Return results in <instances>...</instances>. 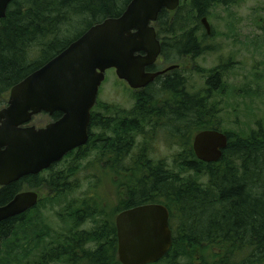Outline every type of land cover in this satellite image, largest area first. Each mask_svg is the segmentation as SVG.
Listing matches in <instances>:
<instances>
[{
	"label": "trees",
	"instance_id": "16d2710c",
	"mask_svg": "<svg viewBox=\"0 0 264 264\" xmlns=\"http://www.w3.org/2000/svg\"><path fill=\"white\" fill-rule=\"evenodd\" d=\"M131 1L14 0L6 18L0 20V106L7 104L6 97L15 85L94 25L120 17ZM229 1L224 3L229 5ZM215 2L181 0L176 11L160 13L154 24L158 38L175 37L174 41H161L165 63L203 53L206 48L199 42L197 30L202 24L201 18ZM188 5L190 13L185 16ZM157 70L156 66L148 69ZM218 79V72L214 70L205 94L193 95L186 90L185 79L177 71L172 72L138 91L134 109L125 112L124 118L119 113L103 116L92 112L88 144L64 159L73 157L76 166H70L66 172L51 173L47 178H41L43 173L27 180L23 178L3 188L0 206L11 202L25 181L32 190L44 187L51 194L55 193L52 200L70 195L79 187L71 184V173L79 171V162L96 150L101 167L106 156L112 155L116 160L114 165L107 163L102 167V174H112L118 213L155 203L169 209L173 245L157 264H177L180 260L195 264L197 259L201 264H264V131L226 133L228 147L215 163L199 160L193 149L195 134L219 130L214 120L215 108L209 104L219 87ZM61 117L62 114L56 113L52 119L56 121ZM145 122L153 123L157 132L165 130L168 139L182 149L175 159L179 172L168 169L164 162L149 160L145 148L131 163H123L132 143L144 135ZM96 127L100 128L99 134L93 132ZM56 166L58 164L49 172ZM187 174L189 176L182 179V175ZM96 195L86 203L77 200L70 203L66 213L60 215L66 232L54 237L53 229L46 226V231L37 233L24 246V250H31L28 256L18 252L24 254L18 264H120L115 220L106 216ZM39 204L23 215L0 223V246L18 230L27 233L26 218L38 210ZM90 219L97 228L80 231ZM84 243L98 248L85 250ZM35 252H38L36 259ZM30 257L35 262H30Z\"/></svg>",
	"mask_w": 264,
	"mask_h": 264
},
{
	"label": "water",
	"instance_id": "95a60500",
	"mask_svg": "<svg viewBox=\"0 0 264 264\" xmlns=\"http://www.w3.org/2000/svg\"><path fill=\"white\" fill-rule=\"evenodd\" d=\"M14 0H0V20ZM181 0H132L118 18L94 25L63 52L15 85L7 107L0 110V186L25 176L39 175L61 162L90 140L92 110L97 105L106 73L139 91L158 77L175 70L150 72L162 54L155 26L163 10L174 12ZM207 35L211 26L202 19ZM60 113L62 117L37 129L29 126L35 116ZM219 130H205L193 141L196 157L218 162L228 147ZM35 191L22 192L0 206V223L23 215L39 202ZM118 256L121 264H156L173 245L170 212L162 204H145L116 217Z\"/></svg>",
	"mask_w": 264,
	"mask_h": 264
},
{
	"label": "rangeland",
	"instance_id": "374dc122",
	"mask_svg": "<svg viewBox=\"0 0 264 264\" xmlns=\"http://www.w3.org/2000/svg\"><path fill=\"white\" fill-rule=\"evenodd\" d=\"M224 1L216 0L209 13L201 18H207L211 26L210 35H207L202 24L197 30L199 42L207 50L205 49L199 56L175 58L168 63L160 57L156 67L164 71L177 66L167 75L177 71L186 81V90L190 94L200 96L205 94L208 88L207 81L211 73L216 70L220 83L218 89L213 92L209 104L215 108L214 120L219 131L232 135L264 131V0H228L229 5ZM184 12L185 16L190 13L189 5ZM164 39L174 41L175 37L164 35L160 38L161 41ZM137 93L126 82L118 79L114 69L109 70L100 88L98 102L93 112L103 116L119 113L124 118L125 112L134 109ZM6 99H9V94ZM4 106L6 104L0 106V109ZM48 122L47 116H38L33 120L32 125L44 126ZM144 131V135L138 136L136 142L132 143V148L123 163H131L133 158L141 155L142 149L145 148L149 160L156 163L164 162L168 169L179 172L175 159L182 149L168 139L165 130L157 132L153 123L149 125L145 122ZM93 132L99 134L100 128L96 127ZM72 158L59 162L52 172L43 173L41 178H47L51 173L66 172L70 166H76ZM104 160L105 164L102 167L107 163L112 165L115 159L109 155L104 157ZM99 162V154L96 150L79 162L80 170L71 173L73 176L70 179L75 188L79 187L70 195L52 200L55 193L51 194L49 189L42 187L38 190H25L24 187V191L38 192L41 198L39 208L26 218L27 233L23 234L18 230L13 238L0 246V264H18L24 255L18 254L19 251L28 256L31 250H24V246H27L37 233L46 231V226L53 229L54 237L66 232L60 215L66 213V207L73 201L86 203L87 199L97 194L99 204L106 210V216L116 219L120 212L116 210L118 197L112 174L109 176L106 172L102 174ZM182 176V179H186L189 174ZM95 228L97 226L93 219H90L80 231H94ZM84 246L88 251L98 248L94 244ZM37 253H34V259ZM21 259L23 260L24 257ZM34 259L30 257L29 261L35 262ZM177 264H189V262L180 260ZM195 264H201L199 259Z\"/></svg>",
	"mask_w": 264,
	"mask_h": 264
},
{
	"label": "flooded vegetation",
	"instance_id": "af4514ba",
	"mask_svg": "<svg viewBox=\"0 0 264 264\" xmlns=\"http://www.w3.org/2000/svg\"><path fill=\"white\" fill-rule=\"evenodd\" d=\"M160 70H157V71H154V72H159ZM165 75H167V74H164V75H161V76H165ZM7 105L8 104H6V106H4L3 108H5V107H7ZM3 108H1V109H3ZM0 109V110H1ZM55 115V114H54ZM54 115H52V116H50V115H48V114H45V116H47L48 117V119H49V122L47 123V124H45L44 126H33L32 125V123H33V120L36 118V117H38V116H44L43 114H40V115H38V116H35L34 118H33V120L31 121V123H29L28 125H25V127H29V126H33V127H36L37 129H40V128H43V127H45V126H47L48 124H50V123H52V122H55L53 119H52V117L54 116ZM57 121V120H56ZM56 165V164H55ZM54 166V165H53ZM51 169V168H50ZM49 169V170H50ZM49 170H46V172H48ZM42 173H45V171L44 172H42ZM31 176H38V175H29V176H25L24 178L27 180V178H29V177H31ZM23 179V178H22ZM20 181V180H19ZM19 181H17V182H19ZM17 182H15V183H17ZM12 184H14V183H12ZM11 185V184H10ZM10 185H7V186H0V191L3 189V188H5V187H8V186H10ZM24 187H25V190L26 189H31V187L29 186V183L28 182H26L25 181V185H23V187H22V189H21V191L19 192V193H22V192H24ZM29 191V190H28ZM28 191H25V192H28ZM18 193V194H19ZM17 194V195H18ZM115 226H116V219H115ZM116 230H117V227H116ZM117 237H118V235H117ZM117 256H118V246H117ZM118 261L120 262V260H119V256H118ZM120 264H121V262H120Z\"/></svg>",
	"mask_w": 264,
	"mask_h": 264
}]
</instances>
